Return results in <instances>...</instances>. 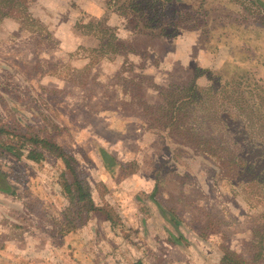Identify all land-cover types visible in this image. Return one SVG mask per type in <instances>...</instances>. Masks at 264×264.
Segmentation results:
<instances>
[{"label":"rangeland","instance_id":"rangeland-1","mask_svg":"<svg viewBox=\"0 0 264 264\" xmlns=\"http://www.w3.org/2000/svg\"><path fill=\"white\" fill-rule=\"evenodd\" d=\"M127 1L0 0V264H264V171L210 154L264 150V0H181L159 38Z\"/></svg>","mask_w":264,"mask_h":264},{"label":"trees","instance_id":"trees-1","mask_svg":"<svg viewBox=\"0 0 264 264\" xmlns=\"http://www.w3.org/2000/svg\"><path fill=\"white\" fill-rule=\"evenodd\" d=\"M146 5H148V12H143L139 14H134L135 17L138 18L136 23L134 22L133 27L136 29L137 33H146L151 36H155L157 38L161 36H169L176 33V30L178 29L177 24V18H174L175 15H168V21L164 20L163 15L168 14L167 12L173 11L171 9H174V5H178L181 0H145ZM126 6L131 8V11L134 13H137V6L138 4L133 3L132 1L128 0ZM133 15V14H131ZM174 18V20H173ZM129 20V17H127ZM138 30V31H137ZM114 37H116L114 35ZM113 39V37H112ZM196 84L193 81L191 84H188L186 87H183L179 89L178 91L173 90H166V100H164V104L157 107L158 109H161L164 111L163 116L166 117V121L170 126L174 127L175 129H178L181 127L182 124L185 123V119L188 118V115H190V111L188 106L192 103L196 102ZM168 97V98H167ZM182 136L181 143L183 145L193 147V139L195 135H193L189 129H185L183 132H180ZM202 137L204 140H202L204 143H208L207 137ZM260 139H255V141H258ZM219 144V147L221 151L218 149L216 145ZM256 147L262 145V141L255 142ZM211 145L214 147L213 151L210 152L212 156L218 157V160L222 162H229L233 163L235 165H240L243 167V170H246V173L249 172L251 177L249 176V183L250 185H254V183H257L259 189H261V186H259L261 180L263 171H264V150H259L260 148H257V150L252 152H245L241 150L237 151H230L228 150V147H230V142L224 137L218 138V143L214 144L213 142ZM250 148H253V144L249 142ZM4 149L8 150L10 153L15 155L16 157H20L21 154L18 150L13 148L12 146L8 144H4L2 146ZM98 150L100 155L102 156H109L110 160L116 164V161L111 155H108L106 150L100 145L98 146ZM220 152H219V151ZM25 158L34 162H37L41 159H43L42 153L35 151V150H28L25 154ZM264 185V180H261ZM77 189L81 191V187L79 185H76ZM255 186V185H254ZM68 188V186H67ZM1 189V188H0ZM84 196H88L84 190H83ZM231 255H235L232 253Z\"/></svg>","mask_w":264,"mask_h":264},{"label":"crops","instance_id":"crops-1","mask_svg":"<svg viewBox=\"0 0 264 264\" xmlns=\"http://www.w3.org/2000/svg\"><path fill=\"white\" fill-rule=\"evenodd\" d=\"M99 145H101L99 142H97ZM104 149H106L103 145H101ZM106 171V170H105ZM107 173H108V171H107Z\"/></svg>","mask_w":264,"mask_h":264}]
</instances>
